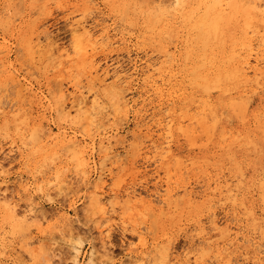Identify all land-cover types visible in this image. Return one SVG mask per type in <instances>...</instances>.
Here are the masks:
<instances>
[{
    "label": "bare ground",
    "instance_id": "bare-ground-1",
    "mask_svg": "<svg viewBox=\"0 0 264 264\" xmlns=\"http://www.w3.org/2000/svg\"><path fill=\"white\" fill-rule=\"evenodd\" d=\"M4 1L10 5L14 0ZM18 1L22 2V0ZM113 1L115 0H55L59 7L67 10L73 7V10L70 9V12H67L68 14L65 16L70 27L69 46L58 44L44 27L40 30L38 24L34 25L35 22L34 26L30 27L29 33L24 30L23 23L14 26V21L10 22V26L16 30L14 31L17 43L25 50L28 57L34 59L36 55L44 56L46 59H51V63L54 62L55 68L58 69L55 74L57 79L55 88L52 90L56 111L61 119L68 120L74 116L75 120H79L87 131L94 130V135H91V132L87 133L89 137L93 136L89 140L81 139L74 133L66 131L60 124L57 125L55 133L51 128L47 130L43 128L44 123L47 122L44 111L48 109L45 106V97L41 91L34 89L30 81L19 77L17 69L15 72L13 71L7 60L10 50L0 34V85L4 86V90H6L10 82L16 84L18 99H25L38 109L35 117H32L31 112L24 110V104L22 106V103L26 102L25 100L22 103L20 101L19 105L15 107V102H12L7 96L4 97L6 99L2 96L0 98V131L12 129L16 132L21 124L23 126V123L28 124V132L33 144L31 154L43 161L55 151L72 150V159L77 170L81 172L79 181L76 177L59 175L58 169L54 174L50 171L37 170L27 176L21 173L14 180H10L1 158L6 150L0 144V213L6 221L12 224L14 229H22L29 225L41 226L42 223L52 219H56L54 220L56 224L53 222L54 224L51 225V228L48 226V229L59 228L57 221L61 223L69 219L68 209H76L77 201L69 203V207L66 209L62 206L54 207L58 210V216H56L47 213V210L44 211L40 204L35 203V198L44 197L47 203L52 205L55 195L61 192L75 191L73 185L79 183L86 189H91L85 198L89 201L90 210L96 216L100 234L104 233L105 235L111 233L117 219L122 224L127 223L126 217L121 215L127 208H133L137 212L136 208L140 207L144 211H150L149 217H153L150 215L153 213L158 218L159 215H170L175 211H178V215L181 216L186 210L188 214L197 213L205 207L209 210L208 217L206 216L208 226L198 224L195 229L190 230L191 233L187 238L189 246L192 248L198 242V245L190 251H186L184 255L182 253L180 256L176 247L162 246L158 247L152 255V251H147L141 255L132 256L129 260L130 263L212 264L224 258V264H264V225H260L257 231L254 229L251 234L249 231L244 233L243 225L238 222L232 224L228 221L229 211L222 209L224 210L223 218H225L222 220L223 218L219 217L220 214L215 209H211L214 206L212 203L215 198L218 203L221 200H228L229 203L233 202L232 204L236 203L239 192L236 190L237 186H233L231 182L228 183L226 179L217 178L211 181L213 187L208 180L204 184L205 188L197 192L187 184L176 187L173 185L177 182L172 185L170 181L173 175L172 167H174V174H184L183 169L188 167L184 163L188 164L191 161V159L186 162L182 161L173 150V142L178 136L183 135L189 138L192 146L198 147L199 143L194 145L197 143L196 136L198 134L195 136L193 134L197 128H201L206 138V141L204 140L206 144L216 136H218V143L221 145L224 141L227 144L235 141L231 140L230 142V134L233 131L230 133V130L227 131L222 126L221 108L241 119V122L245 123L254 119L256 129L264 144V112H262L263 115L260 113L262 118L255 111L254 113L248 111L249 93H254L257 90L264 91V0H121L124 6L133 3L143 8L146 7L147 12L157 19V21L154 20L159 25L157 34L168 39H173L178 34L179 27H169L165 15L173 13L175 18L177 16L181 19L182 33L185 32L188 37L183 40L186 41L188 52L193 50L195 37V41L198 42L196 46L202 53L200 52V56L194 58V66L190 67L188 61L189 68L186 69L187 72L181 71V80L177 78L179 75L176 77L174 72L176 70L172 71L166 66V63L175 54H170L169 50H164L160 55H156L154 52L155 58L147 52L144 53L143 59H136L138 52L134 53V58H130L133 51L131 48L129 49V42L127 38H124V34L121 33L118 36L119 33H111L109 27L103 25L104 8L107 4L114 3ZM35 2L34 6L38 5L42 9L50 4V0H36ZM51 2L53 1L51 0ZM112 9L114 8L112 7ZM37 10L39 9L37 8ZM126 12L124 11V13ZM149 24L148 22L147 25ZM148 29L145 27L146 31ZM151 36L153 35L151 34ZM255 36L258 40L257 43H255ZM178 48L176 45L175 50L178 51ZM98 53L102 54V57L98 56ZM123 54L126 55V60H123ZM187 55L185 53L184 57L186 58ZM114 56L115 58H113ZM125 61L131 66L130 72L126 71V68L124 69ZM63 68H67L71 74L63 77ZM129 93L137 97L127 98ZM214 93H217L218 97L213 101ZM129 117H131L132 128L128 131L123 127L122 122L119 125H111L112 121L118 119L128 125ZM232 135L234 136V134ZM236 135H239V132ZM246 135L243 133L239 138L244 140L247 138ZM233 139L238 141L236 136ZM203 144L201 143V145ZM254 144L252 145L254 146ZM238 148L240 147L238 146ZM129 149L132 152V154L129 153L132 156H129L133 157L130 163L136 172L135 179L140 175L139 181L135 180L138 182H133L123 190L119 186L109 187L116 174L125 170L123 168L126 161H129L127 158ZM12 153H18L23 160L26 157H24L22 146L18 145L17 141L12 142L8 147L7 155ZM232 154L234 157V153ZM136 158H140L141 165L153 164V172L151 171L150 175H147V172L142 173L138 169L140 166H135L136 163L138 164ZM201 159L204 160V158ZM201 159H192V169L200 167ZM217 166L219 165L217 164ZM160 170L163 171V176L160 175ZM234 175L236 177V174ZM150 176L155 180L151 184L154 188L152 191H149L150 188L147 187L149 179H151ZM182 176L184 177V175ZM260 187L258 191L261 192V203L264 206V178ZM24 195L27 197L26 209L21 211L19 209L21 207H18L20 205L17 203L20 201L15 200V197L20 199ZM222 204H224L223 201ZM156 205L159 206V212L156 211ZM236 205L238 204H234V207ZM240 205L239 203L238 206ZM142 216L144 215L142 214ZM128 217L129 223L131 220ZM144 217L146 218V215ZM144 217L142 218L145 219ZM1 228L3 229V227ZM135 234L141 238L139 230H135ZM73 251L72 264H76L81 251L80 247L74 246ZM157 255H159L158 259L155 258ZM85 256L87 264H96V251L93 248L88 252V256Z\"/></svg>",
    "mask_w": 264,
    "mask_h": 264
},
{
    "label": "rangeland",
    "instance_id": "rangeland-1",
    "mask_svg": "<svg viewBox=\"0 0 264 264\" xmlns=\"http://www.w3.org/2000/svg\"><path fill=\"white\" fill-rule=\"evenodd\" d=\"M2 1L4 0H0V15H1L0 34L5 39L6 45L8 46V49L10 50L7 56V60H8V63L11 64L14 72H15V69L18 70V74L20 75L19 77L21 78L24 77V79L30 81L32 85L34 86V89L41 91L42 95L45 97V100H46L45 106H47L48 109H46L44 112H45L46 121L48 123L45 122L43 125V128L46 130L51 128L52 132L55 133V131L57 130V125L60 124L62 127L66 129V131L70 133H74L81 139H87V140L91 139L93 136L89 137L87 133L91 132V135H94V130L87 131V129L84 126H82L79 120L77 119L75 120L74 116H71L70 118H68V120L67 119L63 120L60 118V116L58 115L56 111V104L54 101V94L52 93V90L55 88V83L57 80L55 78V74L57 73L58 69L55 68L54 62L51 63L52 60L48 58L46 59V57L44 56L36 55L34 59L28 57L25 50L20 46L19 43H17V40L15 39L16 30L10 26V22L12 21H14V26H17L18 24L23 23L24 30L27 33H29L30 27H33L34 25L38 24L40 26V30H42L44 27L49 33V35L51 34L50 36L58 44L69 46L68 44L70 43V27H69V24L67 23L68 21H66L65 16L68 14L67 12H70V9L73 10L72 9L73 7H71L69 10L59 7L55 3V0H52L53 2H51L50 0V4L52 3L51 7H49L50 6L49 4L47 5V7H43V9L40 8V6L38 5L34 6L36 5V2H35L36 0H22V2L18 0H14L13 4L11 3L10 5L7 4L5 1H4L5 3ZM246 1H251V0H246ZM113 2L114 3L112 4H107V6L104 8L105 15H103V19L105 21L103 20V25L108 26L109 29L111 30V33H119L118 36H120L121 33L124 34V38L128 39L129 49L131 48V50L133 51L130 58L135 57V54H134L135 52H138V56L136 59H139V58L143 59L145 52H147L148 54H151L155 58L156 55H160L164 50H169L170 54H173V53L175 54H173L174 59L173 58L170 59V61L166 63V66L170 68V70L172 69V71L176 70L174 71L176 73L175 75L176 77L179 75L180 77L178 76L177 78L178 80H181V71L184 70L185 72H187L186 69L189 68V66L190 67L194 66V61H195L194 58L199 57L200 54L202 53V51L199 50L196 46L198 45V42L197 40L195 41V37L193 40V48H192L193 50L195 49V51L192 50L193 53L192 51H190L191 53L188 52L186 41H183L184 39L186 40L188 37H186L185 32L182 33L183 30H182V26L180 23L181 19H179L177 16L175 18L173 13L170 15L168 14L165 15L166 22L169 27L171 28L179 27L178 34H176L173 39H168L166 37H162L157 34V29H159L158 22L156 23L157 19L156 17H153V15L147 12L148 10L146 7L143 8L142 6L140 7L139 5L137 6L133 3H132L133 5L129 4V5H126L127 6L126 7L122 5L121 0H115ZM112 7L114 9H112ZM34 8H36V10L38 8L39 10L36 11L34 10ZM121 9L122 11H120ZM114 10L115 12H113ZM116 10L118 13L116 12ZM31 11L34 13H32ZM124 11L125 12L127 11V12L124 13ZM155 19L156 21H154ZM151 21L155 23L153 22L151 23ZM148 22L150 23L149 25H147ZM145 27L146 29L149 28L150 30L148 29V31H146ZM151 28L153 29L154 32L151 30ZM151 34L153 36H151ZM254 38H255V43H257L258 40L256 39V36ZM176 45L177 47H179L178 51L175 50ZM153 53L156 55L154 56ZM185 53L186 55L188 53V55L186 56L187 59L184 57ZM97 55L98 56L101 55L100 57H102V54L100 53H98ZM123 56H122L123 60H126L127 59L126 55L123 54ZM113 58H115V56ZM188 61L190 65L188 64ZM186 65L187 66L189 65V66L187 67ZM123 66H124V69L126 68V71L127 70L129 72L131 71L130 70L131 66L127 64V62ZM69 74H71V72L67 68L62 69L63 77H67V75ZM15 85L16 84L10 82L7 85L6 90H4V86L0 85V98L2 96L3 98L7 96L8 99L10 98L12 102H15V107L19 105L20 101L21 103L26 101L25 102L26 105L25 103H22V106L24 104L23 106L24 110L26 112H31L32 117H35L36 112L38 110L37 107L31 105L25 99L19 100L17 97L18 93L16 92V90H18V86H15ZM135 97L137 96L131 93L127 95V98H135ZM217 97H218V94L214 93L213 101L217 99ZM248 99H249V110L248 111L252 113H254L255 111L257 114L259 113V116L263 115L264 113L262 114V112H264V91L257 90L254 93L250 92ZM27 103L30 105L28 106ZM221 109L222 111L220 110V113L222 116L221 117L222 126L225 127L227 131L230 130V133L233 131L232 134H234V136L230 134L231 135L230 142L231 140H235L234 141L235 143L233 142V143L227 144V142L224 143L225 142L224 141L221 145L218 143V136H216L212 138V140L206 144V142H204L206 138L204 137V133L201 131V128H197V130L195 131V134H193V136L197 134L199 136V137L196 136L197 143L194 144V145L196 144L198 145L199 143L200 146L198 147L192 146L193 144H191L189 138L183 135L178 136L173 142V145H174L173 150L175 151L176 155L180 157L182 161L186 162L190 159L191 161H189L188 164L184 163L188 165L186 169H183L184 174L183 173L174 174V167H172L173 175L171 178L173 180L171 179L170 181L172 182L171 183L172 185L177 182V184L173 185L176 187H178L181 184H187L193 187L194 190L197 192H200L205 188L204 184L207 183L208 180L211 182L219 178L221 180L226 179L228 183L231 182L233 186L234 185L237 186L236 190L239 191L238 196H237L238 200L234 204L239 205L240 203L242 206L236 205L234 207V204H232L233 202L229 203L228 200H221L219 201L220 203H218L216 202V198H215V201H213L212 203L214 206L212 205L213 207H211V209H215L218 212V214H220L219 217L221 218L224 217V213H223L224 210L229 211V216H227L228 221L232 224H235L238 222V224H241L244 226V229H245L244 233H247L249 231V233L251 234L254 229H256L254 231H257L258 228H260L259 227L260 225H264L263 223L264 213H262L264 212V206H263V203H261V197H260L261 192L258 191L259 188H261L260 185L264 178L263 176L264 174V144L261 141L260 133L256 129L254 119H251L248 122L244 123V122H241L240 121L241 119H239L238 117L234 116L231 113H228L226 109H223V108ZM192 110L194 111V108ZM41 112H43L42 109H41ZM261 117L263 118V116ZM236 118H238L239 120ZM121 122L123 123V127L125 128V130L128 131L129 129L132 128V125L130 123L131 117H129L128 125H126L124 121H121L119 119L116 121H112L111 125H116V124L119 125V124H122ZM23 124L24 126L21 124V126L18 128V131L16 132L12 129L0 131V144H2L6 150L1 155V158L8 171L10 180H14L15 177H17L19 174L21 175V173L27 176V175H31L34 171L37 170V171H44V172L50 171L51 173L54 174L56 172V169H58L57 173L59 175L60 174L62 176L68 175L69 177H73V178L76 177L79 181L81 172L77 170V167L72 159V150L55 151L54 153H50L49 156L46 159H43L42 161L40 158L36 157L34 154H31L33 144L31 141V135L28 132L29 127H28V124H25V123ZM238 124L241 126H239ZM235 130L236 131L238 130V131L236 132ZM238 132H239V135H236ZM243 133L247 134L246 137L249 138L250 140L247 138L244 140H242L241 137L239 138V136H241V134ZM235 136L237 137L238 141H236V139H233V137ZM200 137H203L201 138L202 141H200L201 140ZM14 141H17L18 145L22 146V149L24 150V157L26 156L24 160L21 159L18 153H12L10 155H7L8 147ZM201 143H204V144L201 145ZM248 143H249V146H248ZM242 144H245V145L243 146ZM252 144H254V146L256 145L255 148H253L254 146ZM238 146L240 148H238ZM47 147H50V146H47ZM129 153L132 154L130 149L127 152V155H128L127 158L129 159V161H126L125 167L123 166L124 167L123 169L125 170H122L120 171L121 173L118 172L116 174L114 179L111 181L109 187L115 188L119 186L123 190L126 186L132 184L133 182L136 183L139 181L140 175L137 176L138 179L137 178L135 179L136 172H134L135 169L130 163V160H132L133 157L130 158V156L132 155H130ZM232 153H234V157L232 156L233 155ZM228 155H230L229 157L231 159L228 157ZM92 158H93V155H92ZM201 158H204V160H202ZM139 159L140 158H136V160H138V164L136 163L135 166L137 165L138 167L140 166L138 169L142 171V173L147 172V175H150L153 172L154 165L149 164V163H145L141 165L142 162ZM192 159L193 160L201 159L199 162V165H200L199 168L192 169L191 167ZM230 162H233V163H230ZM235 162L238 165H236ZM216 163L219 166H217ZM147 164L149 165V167ZM205 171L206 172L209 171V172L204 173ZM127 172L130 174L128 175ZM131 172H132V175H131ZM126 173H127V176H126ZM159 173H161L160 174L161 176L164 175L162 170H160ZM234 174H236V177ZM243 174L244 176L242 177ZM255 174L256 175L258 174V175L256 176ZM182 175H184V177ZM149 178H151V176ZM135 180H138V181H135ZM232 180L234 181L232 182ZM153 181H155L153 178L149 179V183L147 184V187L150 188V189L148 188L149 191H152L154 189L153 186L151 185ZM238 181H240L241 183L240 182H239L240 184L237 183ZM211 184L213 187L212 182ZM73 189H75V191L61 192L58 195H55L53 198L54 201L52 205H49L44 197L35 198V203L40 204V206L43 207L44 211L47 210L46 211L47 213H52L56 216H58V210L54 209V207L62 206L66 209L69 207V203H71L72 201H77L76 209L74 210L70 208L68 209L69 219L64 220L61 223L57 221V223H59L57 224L59 228H56V229L54 228L50 229L51 225L56 222L54 221L56 219L48 220L45 223H42L41 226L29 225V226L22 227V229L20 228L14 229L12 224L6 221L4 216L0 213V264H72V261L74 258V251H73L74 246L80 247V250H81L79 258H78V262L76 264H87V259L85 255L88 256V252L92 248L93 250L96 251V264H131L129 260L132 256L134 257V256H137L138 254L141 255L143 252H147V251H152L151 253L152 255L155 253L158 247L159 248L162 246L171 247V245L176 247L178 254L182 256L186 253V251H190L193 247L198 245V242H196L195 243L196 245H194L192 248L189 246L187 242V238H188V235L191 233L190 230L195 229L198 224H203L205 227L208 226L206 216L208 217L207 214H209V210H207V208L205 207L199 210L197 213L188 214L186 210V212L183 213L181 216V215H178V211H175L174 213H171L170 215H167V214L166 215L164 214V216L159 215L158 218H156L157 216L154 215L153 213L150 214V215H153V217L152 216L149 217L148 213L150 211L147 212V211H144L142 208L137 207L136 208L138 210L137 212L133 208L132 209L127 208L124 214L123 213L121 214L122 216L126 217V220H127L126 224H122L120 220L115 219L116 220L114 223L115 225H113L111 233L109 235H105L104 233L100 234L99 232L100 226L97 223L98 221L96 220V216L90 210L89 201L85 198V196L87 195V193L91 191V189H86L80 183L77 185L74 184ZM249 198L250 199L252 198L251 199L252 201ZM16 199L17 201L18 200L20 201V202H17L18 205H20L18 207H21L19 209L21 211L23 209H26L25 203H26L27 197L24 195L20 199L15 197V200ZM222 201L224 202L225 205L222 204ZM227 201L228 203H226ZM253 202H254V205H253ZM243 205L245 206V208ZM158 207L159 206L156 205L157 212H159ZM243 208L245 211L243 210ZM136 213L138 214L141 213V214H139L140 215L139 216ZM248 213L250 214L248 215ZM142 214L144 216L146 215V218L142 216ZM128 215L132 223L131 222L128 223L129 221V219H127ZM136 216L137 217L139 216L141 218L139 217L137 218ZM142 217H144L145 219H143ZM224 219L225 218H223L222 220ZM48 226H50L49 229H48ZM1 227H3V229ZM135 230H139V232L141 233L140 235L141 238H139L135 234ZM212 240H215V239L212 238ZM155 258L158 259L159 255H157ZM224 261L225 259L222 258L221 260H218L217 262H213L212 264H224Z\"/></svg>",
    "mask_w": 264,
    "mask_h": 264
}]
</instances>
